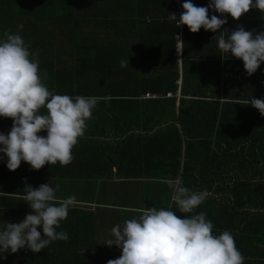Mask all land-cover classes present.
<instances>
[{
	"label": "trees",
	"instance_id": "trees-1",
	"mask_svg": "<svg viewBox=\"0 0 264 264\" xmlns=\"http://www.w3.org/2000/svg\"><path fill=\"white\" fill-rule=\"evenodd\" d=\"M154 1L0 0V37L11 29L31 45L50 91L99 98L67 166L34 170L21 161L11 171L0 152V226L20 223L33 212L23 200L28 185L58 184V198L75 196L77 201L57 229L68 234L67 241H55L39 253L24 248L5 254L1 264H107L119 258L122 252L101 255L96 239L122 227L139 209L177 211L168 179L192 191L207 190L196 212L206 213L215 235L225 230L233 235L244 264H264V116L247 104L253 97L264 99V80L237 74L230 63L223 75L213 65V75L194 81L185 77L182 59L177 98L174 39L172 66L161 75L145 72L148 62L140 50L125 56V7L141 49L147 35L140 26ZM161 2L172 4L169 16L176 10L172 0ZM122 60L127 67L120 66ZM146 93L158 97L143 98ZM13 123L0 117V134L7 135ZM132 183L133 195L127 193ZM38 231L43 237L42 226Z\"/></svg>",
	"mask_w": 264,
	"mask_h": 264
},
{
	"label": "clouds",
	"instance_id": "clouds-1",
	"mask_svg": "<svg viewBox=\"0 0 264 264\" xmlns=\"http://www.w3.org/2000/svg\"><path fill=\"white\" fill-rule=\"evenodd\" d=\"M182 7L177 27L186 25L192 33L201 28L215 33L227 23V19L216 15L209 18V8L235 20L252 8L264 14V0H211L207 7L185 0ZM225 32L214 39L220 55L230 54L242 60L247 74L253 75L264 62V32L246 31L243 26L227 32V37ZM30 48L11 29L0 37V117L14 122L7 135L0 134V152L6 155V166L11 171L18 169L21 161L34 170L46 164H70L73 148L84 135L99 100L95 96L73 97L50 91L40 75L38 54ZM177 51L182 53L179 48ZM120 66L127 67L128 61L122 60ZM247 104L264 116V99L253 97ZM44 131L46 137L38 135ZM166 183L177 211L155 206L139 209L137 215L124 220L122 227L114 226L104 245L120 248L122 254L107 264H244L233 235L227 230L215 235L206 213L196 212L206 201L208 191H192L178 179H168ZM58 191V184L53 187L49 183L24 189L23 200L33 212L20 223L0 226V258L7 259L5 254L24 248L39 253L55 241L69 239L66 232L57 229L77 201L75 196L58 198ZM177 213L184 214L183 218ZM41 226L43 237L38 231Z\"/></svg>",
	"mask_w": 264,
	"mask_h": 264
},
{
	"label": "crops",
	"instance_id": "crops-1",
	"mask_svg": "<svg viewBox=\"0 0 264 264\" xmlns=\"http://www.w3.org/2000/svg\"><path fill=\"white\" fill-rule=\"evenodd\" d=\"M184 2L185 0H179L182 13L184 11L182 7ZM191 2L198 7H207L211 0H191ZM151 6L152 9L149 13L150 16H146L143 24L140 26V30L142 29L141 31H143L145 29L147 35V41L143 40L141 41L142 43H140L141 49L137 46L138 39H136L135 36L136 26H133L132 22L130 24L128 8L126 7L124 29L125 56L127 57L129 52L135 55L137 50H140L139 52H141V55L148 62L146 64L145 72L153 77L161 75L165 69L170 70V67L172 66L169 56L172 48L171 43L173 40V34L176 32V28L175 25H173L172 20L169 18L172 4H166L162 3L161 0H156L151 4ZM212 15H216L220 19H227V23L223 25L218 32L214 33L201 28L198 33H192L190 29L184 25V48L182 52V59L185 77L194 81L204 79L205 76L213 75L210 71L213 65L220 66V74L223 75L225 71L224 67L231 66L230 63L236 66L237 74L248 75L242 60L237 58H226L229 54H224L225 57L220 55L221 53L217 47V42L214 39L220 34V32L227 31L230 33L231 31L236 30L238 26H243L246 31H253L254 33L264 32V14L256 8H252L248 13L242 15L239 20H235L228 14L221 16L220 13L214 12L211 8H209V18H211ZM129 29L131 31H129ZM132 31L133 33H131ZM129 32L131 33V37ZM227 32L224 33L226 37L228 35ZM177 73L179 75L178 66ZM251 76L253 80H264V62L261 63L257 71ZM115 215L119 216V213L113 214V217H115ZM109 238H111V236L108 231V233H105L96 239L95 246L100 251V254L115 256L121 253L122 250L120 248L115 246L109 248L107 245H104L106 240ZM1 263H3L2 260H0V264Z\"/></svg>",
	"mask_w": 264,
	"mask_h": 264
},
{
	"label": "built area",
	"instance_id": "built-area-1",
	"mask_svg": "<svg viewBox=\"0 0 264 264\" xmlns=\"http://www.w3.org/2000/svg\"><path fill=\"white\" fill-rule=\"evenodd\" d=\"M173 2L176 5V10L172 14H170L169 18L171 20H175V24L177 26L179 15L182 14V10H181L180 4H179V0H173ZM173 39H174V53H173V56L176 59V63H177L178 69H179V79L176 81V83L178 85V89L175 92V96L177 98H179V96H180V90L179 89H180V86H181V83H182V81H181V77H182V53H178L177 48H179L183 52L184 25H180L178 27V31L173 35ZM157 97H158V95L151 94V93H146V94L143 95V98H146V99L157 98ZM166 97H171V94L167 93Z\"/></svg>",
	"mask_w": 264,
	"mask_h": 264
},
{
	"label": "rangeland",
	"instance_id": "rangeland-1",
	"mask_svg": "<svg viewBox=\"0 0 264 264\" xmlns=\"http://www.w3.org/2000/svg\"><path fill=\"white\" fill-rule=\"evenodd\" d=\"M116 190H117V193H121V191H122V189H121V185H120V183L118 182V183H116ZM136 191V188H135V184H131V185H129L128 186V188H127V193H129V194H132L133 195V193ZM112 198H115V197H112ZM133 198V200H134V197H132ZM114 200V199H113ZM114 202L116 203V201L114 200ZM132 202H134V201H132ZM165 207V206H164ZM111 220H113V218H111ZM113 221H111V223H112ZM111 223H109V225H112ZM114 224V223H113ZM104 225H106V227H107V224H104ZM103 225V227H105Z\"/></svg>",
	"mask_w": 264,
	"mask_h": 264
}]
</instances>
